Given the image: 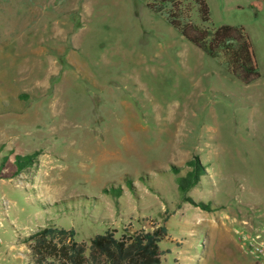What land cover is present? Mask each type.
<instances>
[{"label": "rangeland", "instance_id": "obj_1", "mask_svg": "<svg viewBox=\"0 0 264 264\" xmlns=\"http://www.w3.org/2000/svg\"><path fill=\"white\" fill-rule=\"evenodd\" d=\"M259 1L207 0L252 40L246 84L144 0H0V264H29L49 224L88 244L165 225L163 264H260L236 235L264 230Z\"/></svg>", "mask_w": 264, "mask_h": 264}, {"label": "trees", "instance_id": "obj_2", "mask_svg": "<svg viewBox=\"0 0 264 264\" xmlns=\"http://www.w3.org/2000/svg\"><path fill=\"white\" fill-rule=\"evenodd\" d=\"M148 8L165 17L168 24L184 38L213 59H222L230 73L246 84L259 76V63L252 40L242 26L212 22L207 0H144ZM263 0L252 7L262 10ZM26 165L31 158L20 157ZM192 170L177 180L180 191L186 196L199 185L206 170L199 162L190 165ZM207 209V206L202 204ZM109 230L91 239L90 244L79 242L75 229L49 224L40 227L25 238L29 245V264H163L160 244L169 236L167 226L153 231L131 232L121 237Z\"/></svg>", "mask_w": 264, "mask_h": 264}, {"label": "built area", "instance_id": "obj_3", "mask_svg": "<svg viewBox=\"0 0 264 264\" xmlns=\"http://www.w3.org/2000/svg\"><path fill=\"white\" fill-rule=\"evenodd\" d=\"M236 235L243 251L257 263L264 264V230L260 232L236 230Z\"/></svg>", "mask_w": 264, "mask_h": 264}]
</instances>
